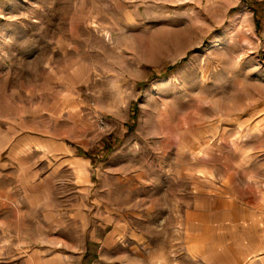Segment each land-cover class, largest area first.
Instances as JSON below:
<instances>
[{"label":"rangeland","instance_id":"1","mask_svg":"<svg viewBox=\"0 0 264 264\" xmlns=\"http://www.w3.org/2000/svg\"><path fill=\"white\" fill-rule=\"evenodd\" d=\"M0 185V264H264V0H0Z\"/></svg>","mask_w":264,"mask_h":264},{"label":"crops","instance_id":"2","mask_svg":"<svg viewBox=\"0 0 264 264\" xmlns=\"http://www.w3.org/2000/svg\"><path fill=\"white\" fill-rule=\"evenodd\" d=\"M63 147L64 149L60 148L57 150H51V148L48 149L38 146L37 141H32L29 147L24 148V152L25 154H27V160L31 159L32 161L31 163L29 161L27 162V193L25 192V195H23V197H27V204L30 206H27L28 209H30L31 207L36 208L35 203L39 204L41 208V202H43V199L46 197H63V193L65 192L63 184L65 183L68 185H75V189L72 191V197H90L89 192L93 186L91 182L92 179H88V177L85 176L86 174L90 175L91 163L89 162V159L78 155L74 156L71 149L67 148L65 145H63ZM61 151L66 154V161L54 163V161L50 159V156L52 157V155H54L55 153H60ZM62 169L67 170L66 176L63 172L61 173ZM14 170L15 171H11L12 175H17L18 171L16 170H18V167H15ZM73 175L74 179L69 180V176ZM84 176L85 182H80L82 181V177ZM65 178L67 180H65ZM11 185H7V188L0 185V197L4 195L7 197H16V195L12 194L11 192ZM81 185L87 188H83L82 193L79 189ZM234 198L235 197H232L231 199L234 200ZM238 199L235 204L237 206L239 218L243 215V225L250 226L248 222H250V218H255L256 214V212L254 211V207L248 205L247 201L245 204L240 203V199Z\"/></svg>","mask_w":264,"mask_h":264},{"label":"built area","instance_id":"3","mask_svg":"<svg viewBox=\"0 0 264 264\" xmlns=\"http://www.w3.org/2000/svg\"><path fill=\"white\" fill-rule=\"evenodd\" d=\"M98 126L101 128H105L108 126V121H106V119H104L103 117L98 119Z\"/></svg>","mask_w":264,"mask_h":264}]
</instances>
